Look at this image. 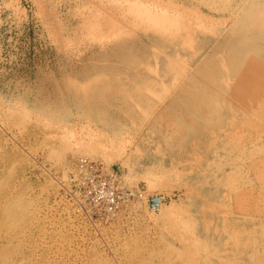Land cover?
Here are the masks:
<instances>
[{
  "label": "rangeland",
  "instance_id": "374dc122",
  "mask_svg": "<svg viewBox=\"0 0 264 264\" xmlns=\"http://www.w3.org/2000/svg\"><path fill=\"white\" fill-rule=\"evenodd\" d=\"M0 264H264V0H0Z\"/></svg>",
  "mask_w": 264,
  "mask_h": 264
},
{
  "label": "built area",
  "instance_id": "2783aa9c",
  "mask_svg": "<svg viewBox=\"0 0 264 264\" xmlns=\"http://www.w3.org/2000/svg\"><path fill=\"white\" fill-rule=\"evenodd\" d=\"M75 168L73 176L78 180V184L95 193L99 203L109 209L117 205L115 187L121 183V176L113 167L82 157L77 161Z\"/></svg>",
  "mask_w": 264,
  "mask_h": 264
},
{
  "label": "water",
  "instance_id": "95a60500",
  "mask_svg": "<svg viewBox=\"0 0 264 264\" xmlns=\"http://www.w3.org/2000/svg\"><path fill=\"white\" fill-rule=\"evenodd\" d=\"M150 207L152 210H158V206L162 204V198L161 197H153L150 198Z\"/></svg>",
  "mask_w": 264,
  "mask_h": 264
}]
</instances>
